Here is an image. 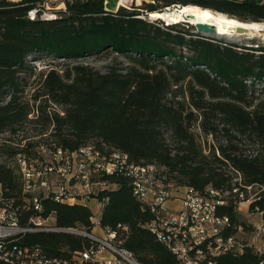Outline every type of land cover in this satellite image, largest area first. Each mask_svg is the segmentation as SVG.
<instances>
[{
  "label": "trees",
  "instance_id": "obj_1",
  "mask_svg": "<svg viewBox=\"0 0 264 264\" xmlns=\"http://www.w3.org/2000/svg\"><path fill=\"white\" fill-rule=\"evenodd\" d=\"M43 1L0 0V134H16L35 124L69 151L91 142L101 151L116 149L135 165L160 169L156 176L164 184L203 195L208 189L218 191L225 203L216 213L229 218L223 236L253 229L237 208V195H246L247 186L256 189L258 199L250 203L248 214L264 217V47L237 50L235 44L193 33L185 22L163 26L141 18L135 8L105 10L104 0L67 2L65 10L54 11V18L41 19ZM162 1L166 7L191 5L264 23V0ZM156 11L164 9L146 4L145 15ZM101 54L121 61L104 72L78 63ZM42 58L71 63L39 73V85L28 90L31 62ZM201 133L212 140L222 135L224 143L209 144ZM242 144L258 149L245 154L238 147ZM0 149L10 158L16 152ZM237 173L240 181L234 180ZM96 181L108 183L94 190V197L103 201L101 226L115 231L121 246L140 263L179 264L147 227L155 214L133 195L131 177L115 173ZM0 184L4 197L18 204V176L1 163ZM50 213L58 228H92L87 205L46 200L42 214ZM25 242L50 256L91 245L85 237L63 232L32 233ZM212 260L260 264L264 254L246 246L242 253H222Z\"/></svg>",
  "mask_w": 264,
  "mask_h": 264
},
{
  "label": "built area",
  "instance_id": "obj_2",
  "mask_svg": "<svg viewBox=\"0 0 264 264\" xmlns=\"http://www.w3.org/2000/svg\"><path fill=\"white\" fill-rule=\"evenodd\" d=\"M73 1L86 0H44L40 18L49 19L47 11L52 14L65 10L66 3ZM119 1L115 2L116 8L125 7ZM103 6L108 10V0L103 1ZM36 14L37 9L30 11L29 18L35 19ZM149 15L141 18L153 22ZM22 132L0 134V147L16 151L10 158L13 165L7 167L18 176L21 191L20 201L14 205L12 200L4 197L0 184V264H143L121 246L115 231L100 224L98 212L103 201L94 197V190L98 186L107 187L108 183L96 180L101 175L115 173L131 177L133 195L155 214V220L147 227L172 252L179 264H215L213 257L228 252L239 254L246 246L264 254V217L260 213H257L259 223L252 229L257 241H241L237 233L227 237L222 235L229 225V218L216 213L217 207L225 203L218 191L208 189L203 195L189 187L164 184L156 176L160 169L135 165L128 155L113 148L101 151L93 144H87L69 151L54 140L39 142L33 137L22 138ZM234 180L240 181L239 173ZM179 189L182 190L181 207L177 212H169L165 205L176 197ZM245 189L246 195L242 192L237 195L238 210L241 204H248L249 208L250 203L258 199L251 186ZM237 192L234 189V193ZM46 200L70 205H87L96 201L98 208L92 211L90 218L92 228L86 231L56 227L53 213L42 214ZM120 229L123 235L126 228ZM39 232L74 234L89 239L91 245L67 255L50 256L39 245L25 242L27 235Z\"/></svg>",
  "mask_w": 264,
  "mask_h": 264
},
{
  "label": "rangeland",
  "instance_id": "obj_3",
  "mask_svg": "<svg viewBox=\"0 0 264 264\" xmlns=\"http://www.w3.org/2000/svg\"><path fill=\"white\" fill-rule=\"evenodd\" d=\"M117 0H108V8L109 10H112L115 6V2ZM175 2H178L177 0ZM119 3H122V5H124L125 7H127L128 9H136L138 11H140V13H142V16L145 15V11H146V4H154L156 7H162V9L166 10V8H168V6H164V2L162 0H126L124 2H121V0L119 1ZM179 3V2H178ZM164 6V7H163ZM173 6H179V5H170L169 7H173ZM123 7V6H120ZM51 13L47 11V14ZM54 14V13H52ZM161 20H154L153 22H158ZM184 23V22H181ZM180 23V24H181ZM163 26L165 25L164 23H162ZM160 23H158V25H162ZM179 24V23H177ZM184 25V24H183ZM192 26L194 28V26L192 24L188 23V27ZM184 26H181V28H183ZM186 29L188 28L187 26H185ZM193 33L200 35L204 38H210V39H214V40H218V41H222L224 44H235L238 46V48H236L237 50H241V47H253V48H258V47H264V40H262L261 37H242L240 38L241 41L235 42L232 39H225L223 37H217V36H213V35H205L203 33H199L197 32L196 28H194L193 30H190ZM213 36V37H212ZM251 38V39H248ZM240 47V48H239ZM120 59H115L114 55L111 54H101L98 56H93V57H87L84 59H79L78 63L84 64V65H89L90 67H93L99 71H106L107 67L110 66L112 63L114 62H120ZM71 62H66L63 60H51L49 58H42L38 61H32L31 64H33V71L34 74L31 75V77L28 78L29 81V86H28V90L34 88L35 86L37 87V85H39V81L41 76L39 75V73H43L51 68H56V69H60V68H64L66 67L68 64H70ZM58 65V66H57ZM258 88L260 89V85L258 86ZM262 96L260 90H258V93L256 94V96ZM31 103H33V101H31ZM38 104V102H37ZM43 128H41L40 125H35V124H26L24 125V128H22L23 132L21 133L23 136L25 137H33L35 139H37V141L39 142H47L50 140H53L52 137H50L48 134V131L45 132V134H41ZM21 130V131H22ZM196 132H198L196 130ZM200 133V132H199ZM201 138L207 140V143L212 144V143H224L223 137L222 135H218L217 140L213 139L212 137L208 136L207 138H205L202 133H201ZM92 144V142H91ZM240 148V150L245 153L248 154L249 151H256L258 149L257 145H250V146H246L245 144H242L241 146H238ZM4 149H0V163L1 164H5V165H9L12 166L13 163L10 159V157H8V155L6 154V152L3 151ZM105 150H107V148H105ZM14 169H16L14 167ZM177 192V191H176ZM256 189L252 190V193H256ZM96 201H90L89 205L91 207V211H94L96 206ZM181 205V204H180ZM242 208L245 207V205H241ZM176 210V209H174ZM175 212V211H173ZM167 213V212H165ZM163 215V213H162ZM244 217H247V222L249 224H252L253 226L256 225L257 223H259L260 220V216L258 214H252V213H247L246 215H244ZM237 237L239 240L241 241H248L249 243H253L255 240L257 241V237H255L254 233L252 232V229H241V231L238 230L237 232Z\"/></svg>",
  "mask_w": 264,
  "mask_h": 264
},
{
  "label": "bare ground",
  "instance_id": "obj_4",
  "mask_svg": "<svg viewBox=\"0 0 264 264\" xmlns=\"http://www.w3.org/2000/svg\"><path fill=\"white\" fill-rule=\"evenodd\" d=\"M124 1L126 0H121V2ZM119 4L122 5V3ZM149 14V18L152 21L161 20L166 22L168 25H174L176 23L185 21H188L192 25H195L198 22L207 23L215 27L216 32L214 34L207 32L203 34L223 37L225 39H232L235 42L241 41L240 38L242 37H261L262 40H264V23L243 22L210 9L197 8L191 5H179L168 7L164 11H156ZM46 15L49 19L54 18V14L48 13ZM187 15H193L195 18L187 19ZM237 27H243L244 29H247L248 32L242 34L237 33L235 30Z\"/></svg>",
  "mask_w": 264,
  "mask_h": 264
},
{
  "label": "crops",
  "instance_id": "obj_5",
  "mask_svg": "<svg viewBox=\"0 0 264 264\" xmlns=\"http://www.w3.org/2000/svg\"><path fill=\"white\" fill-rule=\"evenodd\" d=\"M10 1H19V0H10ZM117 10V8H116V6L112 9V11H116ZM180 191H178V193H176V197L175 198H173L172 200H170V201H168L167 203H166V208L168 209V211L169 212H172V213H174L173 211H175V212H177L179 209H180V196H181V194H182V190L181 189H179ZM77 204H80V203H77ZM241 205H245V207H243L242 208V206ZM240 206H239V211H240V213L241 214H243V215H246L247 213H248V204H241ZM87 206L91 209V207H90V205H89V203L87 204ZM95 206H96V208H95V210H97V205L95 204ZM101 209L102 208H100V211H99V209H98V217L100 218V213H101ZM174 209H176V210H174ZM259 215V214H258Z\"/></svg>",
  "mask_w": 264,
  "mask_h": 264
},
{
  "label": "water",
  "instance_id": "obj_6",
  "mask_svg": "<svg viewBox=\"0 0 264 264\" xmlns=\"http://www.w3.org/2000/svg\"><path fill=\"white\" fill-rule=\"evenodd\" d=\"M193 18H195L193 15H187V19H193ZM185 23H189V22L185 21ZM251 23H255V22H251ZM193 26H194V28H196L197 32H199V33L207 32L210 34H214L216 32L215 27H213L207 23L198 22ZM235 30L237 33H240V34L248 32V30L244 29L243 27H237Z\"/></svg>",
  "mask_w": 264,
  "mask_h": 264
}]
</instances>
